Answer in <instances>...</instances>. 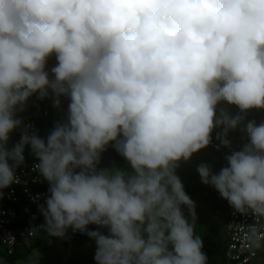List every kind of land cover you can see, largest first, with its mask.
I'll list each match as a JSON object with an SVG mask.
<instances>
[{"label":"clouds","instance_id":"1","mask_svg":"<svg viewBox=\"0 0 264 264\" xmlns=\"http://www.w3.org/2000/svg\"><path fill=\"white\" fill-rule=\"evenodd\" d=\"M50 91L54 106L60 95L70 103L66 122L42 138L18 113ZM221 102L240 113L264 109V0H0V190L18 182L30 146L49 184L40 228L50 237L85 233L96 264H208L175 169L217 128L220 146H231L228 133L244 117ZM242 131L248 142L225 157L227 166L197 172L258 221L264 122ZM110 143L130 170L97 167ZM249 229L259 248L257 223Z\"/></svg>","mask_w":264,"mask_h":264},{"label":"trees","instance_id":"2","mask_svg":"<svg viewBox=\"0 0 264 264\" xmlns=\"http://www.w3.org/2000/svg\"><path fill=\"white\" fill-rule=\"evenodd\" d=\"M54 99L55 95L53 93H49L48 97L44 99H39L38 94H35L33 97L30 98L28 106L26 110L22 113H18V117L24 120V123H33L36 129V132L42 137L46 138L47 135L53 130L57 123H64L66 122V108L68 107L70 101L64 95L59 96L60 105L59 107L54 106ZM18 130V129H17ZM15 130L10 137L9 147L14 145L18 142L20 138V133ZM223 128H217L212 133V141L215 143H220L219 140L216 139L217 132L222 131ZM228 139H230L233 143H242L245 144L248 142L246 133L245 134H235V137H231L228 134ZM114 143V142H113ZM203 151L213 152L218 154L221 157H225L224 154L216 151L212 146H208ZM24 163L22 164V168L29 172L28 180V188L31 191H46L48 193L49 184L43 180L42 177L39 176L37 172H30V166L33 164H37L39 161L32 155L30 151V146H25L24 150ZM98 168H120L129 170L130 166L127 165V162L118 154L115 148L110 143L106 150L101 153L100 162L97 166ZM37 178V182H33V179ZM42 179L43 182H40ZM16 190V195L19 197V200L15 203L8 201L7 206L13 208L20 214L23 219L14 221L9 226L11 229L16 230L21 225L26 226L30 225V221L27 220L28 216L35 211H38L36 206L29 201V197L27 194L23 193V187L13 185ZM227 205V201L225 202V208ZM219 209H217L218 211ZM228 218V216H227ZM43 220V216L41 217ZM40 222V220H38ZM89 230H100L99 228H93L91 225L89 226ZM196 232L198 235L201 236L203 240V249L202 251L206 254L208 258V264H226L229 262V258L227 256L228 253V245L230 243L228 236L226 235V230L224 236L217 234L214 228L211 227H204V226H196ZM50 240H57L51 237H48L44 232L39 233V235L30 237L28 239L18 238L17 243L14 245L12 252H9V248L7 245L0 244V247L4 249L2 254L3 261H13L15 257L18 256V248L20 246L30 247L32 249V244L28 246V241H35V242H42V241H50ZM59 243H65L73 246L74 248L81 247L89 242L92 245V252L95 254V242L92 241L86 234L80 235L77 232H72L71 237L64 239V240H57ZM259 253V251H258ZM258 255V254H257ZM94 256V255H93ZM257 257V256H256ZM254 257L253 259H255ZM252 259V260H253ZM251 260V261H252ZM250 261V262H251ZM247 262L245 264H250Z\"/></svg>","mask_w":264,"mask_h":264},{"label":"rangeland","instance_id":"3","mask_svg":"<svg viewBox=\"0 0 264 264\" xmlns=\"http://www.w3.org/2000/svg\"><path fill=\"white\" fill-rule=\"evenodd\" d=\"M218 107L226 109L232 116L241 114L244 117L240 127L229 131L228 134L231 137H235V134L238 133L245 134L242 128L248 121H255L257 124L264 122V109L253 108L245 113H240L237 106L229 105L226 102H221ZM200 164H208L214 173H218L221 168L227 166V161L225 157L218 154L200 150L194 153L188 161L181 160L175 169L186 193L195 204L196 226L214 228L217 234L224 236L227 227L226 200L219 195L214 187L201 182L197 172V167ZM217 209L219 210L217 211ZM183 210L187 215L188 210L186 208ZM27 243L28 246L33 245L32 249L20 246L18 256L11 262L2 260L4 249L0 247V264H96L91 242L78 248L59 243L57 240L28 241ZM250 264H264V244Z\"/></svg>","mask_w":264,"mask_h":264},{"label":"built area","instance_id":"4","mask_svg":"<svg viewBox=\"0 0 264 264\" xmlns=\"http://www.w3.org/2000/svg\"><path fill=\"white\" fill-rule=\"evenodd\" d=\"M55 56L51 57L47 64V69L49 70L50 78H54L51 74V68L56 64ZM50 93V92H49ZM68 107L66 108V115H67ZM26 125H31L32 130L36 131L35 126L33 123H27ZM20 133V129L17 130ZM20 140V138H19ZM18 140V142H19ZM230 140V139H229ZM231 141V140H230ZM244 144L242 143H233L231 141L230 147H223L220 146V143L211 142L209 146H212L216 151L225 155V157L233 150H240ZM34 165H31L30 172H37L34 170ZM22 164L15 169V175L18 178V182L11 184L8 188L0 190L3 193L0 196V244L7 245L9 248V252H12L14 245L17 243L18 238L28 239L30 237H34V235H29L30 231L34 228L39 231V233L44 232L41 225L44 224V217L43 220L41 219L42 215L38 210L39 205H43L45 200L48 196L46 191H31L28 188V180L29 172L21 167ZM40 180V179H39ZM38 179L34 178L33 182H37ZM40 182H43L42 179ZM13 185L22 186L23 193L27 194L29 197V201L34 204L38 211L32 212L28 219L30 221V225L20 226L16 230L11 229L9 226L14 221H18L23 219V217L17 213L16 210L7 206V202L11 201L13 203L19 200V197L16 195V190ZM227 210V227H226V235L229 238V245H228V253L227 256L229 258V262L226 264H245L250 262L254 257L257 256L258 251L264 244V240H262L261 246L259 248H255L252 245L250 240V229L249 226H253L257 223L258 226V235L264 238V219L256 220V218L251 214H240L236 212L227 202L226 205ZM40 220V222L38 221ZM90 226V225H89ZM93 228H98L96 225H91ZM72 229L69 228L66 232L64 238L59 237H51L54 239L64 240L71 237ZM45 233V232H44ZM80 235H85V233L78 232ZM46 234V233H45ZM47 235V234H46ZM48 236V235H47ZM50 237V236H48Z\"/></svg>","mask_w":264,"mask_h":264}]
</instances>
